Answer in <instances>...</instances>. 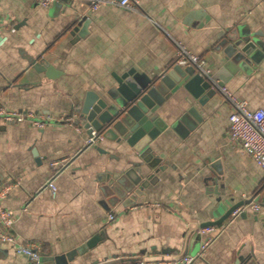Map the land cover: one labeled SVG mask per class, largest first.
<instances>
[{
    "label": "crops",
    "instance_id": "1",
    "mask_svg": "<svg viewBox=\"0 0 264 264\" xmlns=\"http://www.w3.org/2000/svg\"><path fill=\"white\" fill-rule=\"evenodd\" d=\"M82 17L90 19L85 28ZM234 31L264 44V0H138L134 8L102 3L94 9L91 0L45 6L0 0V107L70 117L43 127L0 119V186L13 184L2 204L14 214L15 237L39 244L38 260L54 264L52 256L86 245L68 264L103 261L107 252L166 264L184 255L194 256L191 264H237L240 258L239 264H264V171L228 142L234 104L222 88L184 137L169 124L188 108L190 92L181 86L159 105L156 112L167 126L149 146L166 166L154 183L109 208L101 203L98 176L119 171L127 158L137 161L138 153L124 141L101 138L97 144L115 156L109 157L74 124L87 90L112 87V74L127 69L154 77L172 65L179 45L217 70L230 56L228 35ZM256 48L233 64L223 88L248 107L264 109V49ZM20 50L45 58L56 77L35 72ZM49 180L56 185L53 195ZM250 198L244 216L235 210L219 224L201 226ZM29 262L0 245V264Z\"/></svg>",
    "mask_w": 264,
    "mask_h": 264
},
{
    "label": "water",
    "instance_id": "2",
    "mask_svg": "<svg viewBox=\"0 0 264 264\" xmlns=\"http://www.w3.org/2000/svg\"><path fill=\"white\" fill-rule=\"evenodd\" d=\"M78 21L85 28L90 19L82 17ZM77 30L78 26H74L70 33L73 34ZM232 33L228 35L231 39L228 47L230 56L220 68L210 71L207 75L201 74L193 64L173 63L154 77L134 69H127L121 74H112L115 80V85L112 87L99 92L86 91L80 105L75 108L77 116L74 118V124L83 127L88 137H92L94 132L115 144L124 141L138 153L137 161L127 158L124 161L127 166L120 168L119 171L101 173L98 176L102 182L101 203L106 208L116 205L125 196L144 188L149 183H154L157 179L156 172L165 168L166 165L161 162V159L152 155L149 146L151 139L167 126L166 123L161 122L156 112L159 105L181 86L190 92L193 99L188 101V108L169 124L171 129L180 136H186L201 121L203 104L212 94L224 87V83L233 70V64L247 55H252L256 47L264 49L263 42L257 37L244 33L237 34L235 31ZM20 52L24 54L21 50ZM24 55L35 72H43L48 78L56 77V72L45 58L39 55ZM93 145L99 152L108 153L109 157L115 158L102 145L97 143ZM33 154L36 160L40 161L34 148ZM145 167L152 171L145 172ZM251 200L252 198L243 199L233 203L219 218L201 223V226L219 224L235 210L238 215L244 216L245 211L242 207L249 204ZM86 247L84 245L70 249L63 254L52 256L51 260L54 264H68L75 256L82 254ZM105 257L103 261L95 260L91 264H121L139 260L135 257L116 258L109 252ZM240 259L237 260V264ZM29 261V264H44L40 260L29 259Z\"/></svg>",
    "mask_w": 264,
    "mask_h": 264
},
{
    "label": "built area",
    "instance_id": "3",
    "mask_svg": "<svg viewBox=\"0 0 264 264\" xmlns=\"http://www.w3.org/2000/svg\"><path fill=\"white\" fill-rule=\"evenodd\" d=\"M42 5H49L56 0H37ZM106 3L110 5H119L122 7L134 8L138 5V0H91V8H97L98 5ZM176 57L173 63L180 65L193 64L198 68L201 74L207 75L210 70L204 67V59L193 52H189L182 45L177 49ZM222 91L226 94L234 104V108L228 115V132L227 140L229 143L239 147L244 153L255 160L264 171V109L250 108L247 106L244 99H236L228 94L222 87ZM0 119L5 122H27L35 127H43L50 123H61L67 121L70 117H54L49 114L37 113L32 110L17 111L8 110L0 107ZM101 135L93 132L92 137H88L89 144L98 143L101 140ZM13 184H4L0 186V245H8L15 252L27 256L31 260H38L40 253V246L36 242H21L12 232V223L14 220L13 212L2 204L8 190ZM47 186L51 194H55L56 185L52 180L47 182ZM108 218L114 217V212H108ZM208 240L204 241L201 247H204ZM194 256L184 255L176 264H191ZM121 264H166L165 260H150L140 258L136 261H128Z\"/></svg>",
    "mask_w": 264,
    "mask_h": 264
},
{
    "label": "trees",
    "instance_id": "4",
    "mask_svg": "<svg viewBox=\"0 0 264 264\" xmlns=\"http://www.w3.org/2000/svg\"><path fill=\"white\" fill-rule=\"evenodd\" d=\"M173 62H174V59L172 60L171 64H173ZM41 251H44V247H42ZM45 252H46V250H45Z\"/></svg>",
    "mask_w": 264,
    "mask_h": 264
}]
</instances>
